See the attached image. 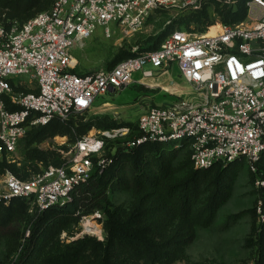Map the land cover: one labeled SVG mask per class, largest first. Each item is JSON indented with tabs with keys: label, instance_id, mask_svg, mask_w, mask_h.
I'll list each match as a JSON object with an SVG mask.
<instances>
[{
	"label": "built area",
	"instance_id": "built-area-1",
	"mask_svg": "<svg viewBox=\"0 0 264 264\" xmlns=\"http://www.w3.org/2000/svg\"><path fill=\"white\" fill-rule=\"evenodd\" d=\"M209 1L231 7L239 3L55 0L51 8L25 21L0 13V160H16L20 140L33 126L90 109L100 95L134 82L136 71H142L136 82L149 84L147 79L167 74L177 63L201 98L199 103L178 98L151 105L136 121L138 134L131 126L88 132L73 143L69 159L50 163L29 177L5 169L0 173V203L22 196L33 213L65 204L95 168L104 170L113 162L107 144L116 139L125 148L147 141L188 144L196 168L245 158L256 172L264 151V0H246V17L239 22L225 23L216 16L205 31L176 28L158 48L124 58L113 67L73 70L77 59L71 49L98 26L105 27L107 36L113 33L111 23L137 33L156 12L179 15ZM147 64L152 67L145 68ZM14 105L21 108H11ZM256 185H264V179H257ZM258 213L263 220L261 201ZM95 215L91 217L102 216Z\"/></svg>",
	"mask_w": 264,
	"mask_h": 264
},
{
	"label": "trees",
	"instance_id": "trees-1",
	"mask_svg": "<svg viewBox=\"0 0 264 264\" xmlns=\"http://www.w3.org/2000/svg\"><path fill=\"white\" fill-rule=\"evenodd\" d=\"M54 1L2 0L1 9H8L9 16L25 21L51 8ZM246 13V0H239L236 7L209 1L197 11L174 17L138 50L119 51L109 62V68L124 58L158 48L167 34L176 28L205 31L216 16L225 23H235L243 20ZM11 108L21 107L14 105ZM80 113L73 112L66 119L56 116L47 124L30 128L19 143V146L23 145V164L18 166L4 157L0 160L2 171L9 169L26 178L31 164H62L54 149L39 147L45 139L59 134L68 135L69 140L75 142L93 126L112 129L126 125L138 134L136 123H118L109 116L87 118ZM118 141L109 140L107 144V154L114 158L113 162L104 170L95 168L86 181L74 187L71 199L65 204H55L33 213L28 199L22 196L14 197L9 203H0V242L6 237L7 249L6 261L0 264H173L188 258L187 249L195 240L198 227L214 223L220 207L230 196L232 181L245 158L196 168L189 145L183 144L189 147L187 171L183 176L175 177L172 174L174 168L166 157L167 142L147 141L125 148L118 146ZM249 169L254 184L257 179H264V151L257 163V171H252L250 166ZM256 187L255 205L234 217L245 212L255 216L246 243L255 249L253 264H264V219L258 213L261 201L264 214V185ZM116 188L133 190L134 200L129 206L112 200L110 190ZM94 212L102 215L103 238L85 233L70 241L61 240L63 231ZM18 220H25L23 229L14 227ZM93 224L97 229L96 221ZM74 232L70 229L69 235Z\"/></svg>",
	"mask_w": 264,
	"mask_h": 264
},
{
	"label": "rangeland",
	"instance_id": "rangeland-1",
	"mask_svg": "<svg viewBox=\"0 0 264 264\" xmlns=\"http://www.w3.org/2000/svg\"><path fill=\"white\" fill-rule=\"evenodd\" d=\"M1 1L0 9L3 7ZM7 10L1 9L0 11L3 13ZM176 16L173 12H156L149 19L146 27L137 33H128L117 27L116 23H111L110 28L113 33L111 36H107L105 27L98 26L82 44L78 43L71 49L77 59L75 69L78 72H92L109 67V62L115 58L119 51L122 49L138 50L139 46L144 45L150 36L162 31L166 24ZM149 67L152 66L150 64L145 66V68ZM169 69L167 74L158 75L155 80L147 79L149 84L137 83L142 71H136L133 74L134 82L121 90L109 91L100 95L95 105L80 114H85L87 118L109 116L118 123L130 122L134 124L145 110L156 103L173 102L178 98L199 103L201 98L198 92L181 75L178 64L172 63ZM169 88L177 89V91L172 93L167 90ZM99 129V127L93 126L89 132L94 133ZM73 143L69 140L68 135L59 134L45 139L39 143V147L54 149L58 153L57 159L64 162L73 155ZM168 144L166 157L174 168L172 174L175 177H181L187 171L189 147L187 145L176 146L172 142ZM22 146L21 144L15 153L16 160L11 161L18 166L23 164ZM45 166L44 162L31 164L27 177ZM2 172L0 168V173ZM128 173L126 167L125 174L128 176ZM256 186L251 181L249 163L244 159L236 178L232 181L230 196L220 207L214 223L207 227H198L197 236L187 249L188 258L177 260L173 264H253L255 249L247 245L246 238L251 231L255 216L252 212H245L239 217H234V215L255 205ZM110 195L115 203L125 206H129L134 200L133 190L130 188L110 190ZM95 214L96 212L87 216L91 217ZM85 221L84 216L77 225H72L70 229L75 231L72 235H69L70 229L63 231L60 234L61 240L70 241L85 233L96 235L99 238L104 237L102 216L92 218V222L96 221L97 223V229H88L84 225ZM24 225L25 220H18L14 223V227L21 229ZM94 231L100 232L93 233ZM6 253V237H4L0 242V263L6 261Z\"/></svg>",
	"mask_w": 264,
	"mask_h": 264
},
{
	"label": "bare ground",
	"instance_id": "bare-ground-1",
	"mask_svg": "<svg viewBox=\"0 0 264 264\" xmlns=\"http://www.w3.org/2000/svg\"><path fill=\"white\" fill-rule=\"evenodd\" d=\"M214 31H215V27H212V29L210 30V32L212 33V32H214ZM163 89H164V88H163ZM167 90H169V91L172 92V93H175V92L177 91V89H170V88L167 89ZM84 225H85L88 229H95L91 217H88V218L86 219Z\"/></svg>",
	"mask_w": 264,
	"mask_h": 264
}]
</instances>
